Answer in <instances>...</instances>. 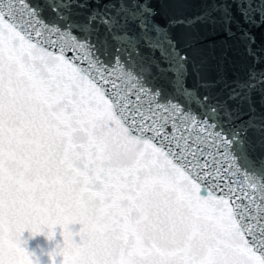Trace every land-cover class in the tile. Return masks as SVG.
<instances>
[{
	"label": "snow or ice",
	"instance_id": "snow-or-ice-1",
	"mask_svg": "<svg viewBox=\"0 0 264 264\" xmlns=\"http://www.w3.org/2000/svg\"><path fill=\"white\" fill-rule=\"evenodd\" d=\"M257 30L264 0H0V264L57 226L51 264H264Z\"/></svg>",
	"mask_w": 264,
	"mask_h": 264
},
{
	"label": "water",
	"instance_id": "water-1",
	"mask_svg": "<svg viewBox=\"0 0 264 264\" xmlns=\"http://www.w3.org/2000/svg\"><path fill=\"white\" fill-rule=\"evenodd\" d=\"M257 43L259 44L264 36L261 35L260 30L256 32ZM140 55L135 56L134 60L136 61L135 67L133 71L137 76H139L142 81L146 85H153V84H163L164 81L160 79H156L161 74L158 72V69L155 65L151 63L150 58L152 56L155 57L156 61L159 62L160 67H165L163 58L161 57L159 51L155 53L152 50L148 49L143 45V43L139 46ZM123 55V53L121 54ZM250 66V61L240 60L236 65V70L239 71L241 74L247 71V68ZM71 230L75 233L78 232L79 229L82 227L80 224L70 225ZM48 230L45 229V232ZM56 235L53 240H48L47 235L45 234H37L35 236L32 235L30 230H25L21 239L26 241L25 244L22 246L26 248V250L34 254L33 258L39 260V264H51V256L50 253L53 251H59L57 245L63 247L64 240L62 236L63 229L60 226H57L55 229ZM74 239L79 243L80 238L79 236H74ZM63 257L56 256L57 264H62Z\"/></svg>",
	"mask_w": 264,
	"mask_h": 264
}]
</instances>
